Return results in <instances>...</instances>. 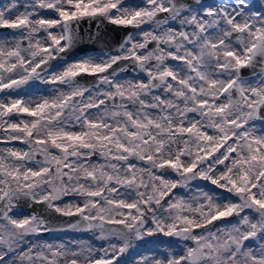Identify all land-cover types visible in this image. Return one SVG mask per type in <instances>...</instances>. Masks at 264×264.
Here are the masks:
<instances>
[{"label": "snow or ice", "instance_id": "snow-or-ice-1", "mask_svg": "<svg viewBox=\"0 0 264 264\" xmlns=\"http://www.w3.org/2000/svg\"><path fill=\"white\" fill-rule=\"evenodd\" d=\"M85 17L154 27L139 41L129 35L119 54L57 71L51 62L78 42ZM0 28L15 30L0 40V143L29 146L0 151V264H264V132L254 123L264 122V0H11ZM121 61L129 63L114 68ZM129 69L147 79H117ZM83 75L95 84H81ZM40 84L58 87L37 99L21 92ZM199 180L233 199L199 185L187 198L175 191ZM21 200L78 217L68 229H99L108 246L25 250L28 236L53 228L35 214L16 218ZM230 217L235 223H216ZM181 242L180 251L144 254Z\"/></svg>", "mask_w": 264, "mask_h": 264}, {"label": "rangeland", "instance_id": "rangeland-1", "mask_svg": "<svg viewBox=\"0 0 264 264\" xmlns=\"http://www.w3.org/2000/svg\"><path fill=\"white\" fill-rule=\"evenodd\" d=\"M11 2V0H0V8H3L5 6H7L9 3ZM30 0H20V3H29ZM231 0H209L207 1V5H224V4H228L230 3ZM125 3L128 5H139L141 7L145 6V0H125ZM206 3H204L206 5ZM253 4H260L261 0H252ZM195 3H193L194 5ZM21 11H23V8L20 9ZM255 10V9H254ZM42 15H45L46 17H51V18H56V14L54 12H51L50 10L47 11H42ZM153 25L150 23H145L144 25L141 26V28H138V30H136L135 32H133L131 35L135 38V40L139 41L143 39V31H152L153 29ZM178 27V25H177ZM52 31L58 32V29H52ZM15 30L11 31H7V32H1L0 31V40H12L13 36H14ZM106 54H119L118 50L116 51H98V52H93L87 55H84L72 62L78 61V60H83L86 58H92V59H99V58H106ZM169 63L171 64H176L174 63V61H169ZM66 64L62 67H58L55 68L57 71L61 70L63 67H65ZM143 79L146 80V76L144 73H140V72H133L131 75H127L125 74V72H120L118 73L117 79L120 81H124V80H133V79ZM245 78V77H244ZM249 80H255L257 79V77H250V78H246ZM35 83H39L36 81H32L30 82V84H35ZM83 84V83H81ZM84 85V84H83ZM58 86L57 85H45V84H40L39 85V90L37 91L34 88H31L29 86H25L23 89H21V92H27L28 96H30L32 99H37L40 97H49L50 95L54 94L56 91V88ZM62 87V86H60ZM157 94H160L162 90H156ZM5 93H0V98L4 97ZM27 118L26 116H16L14 115L12 117L13 121H17L20 119H25ZM30 119V118H28ZM255 123V128L257 133L260 132H264V122L261 121H256ZM3 135H5V133H3L2 130H0V137H2ZM28 145L25 143H22L20 141H13L12 143H0V151L7 149V148H14V149H18V150H28ZM92 159L94 161H97L99 163H103L102 159L98 156H94L92 157ZM169 178L172 179H176L177 177L174 174H170ZM193 187L191 189H176L175 191H177L180 195L187 197H190L192 192L195 191V186L199 185V187L204 190V191H215V193L223 200V199H233V197L228 194L227 192H225L222 189H217L215 188V186L210 185V183L208 181H203V180H199V181H193L192 182ZM65 200H74V197H65ZM57 203H63L62 201H57ZM13 213H19L18 215H16V218H23L24 216H30L31 214L28 213H21L18 211L17 208L13 209ZM236 218L235 217H230L228 218V220L226 221H217L216 223L218 225H220L221 227L227 226L229 223H235ZM2 223V222H0ZM98 235H99V229H94L92 231H88L84 234H65L62 235L58 238H47L42 236V233L39 235H30L26 238L25 241V250L27 249L28 243L31 242L32 244H38V243H51L54 245H58L61 243L64 244H69L72 247H75L76 242H82L85 245H90L93 249L95 250H100L102 248H105L108 246V242L106 240H102V239H98ZM152 239V238H149ZM165 239L167 240H173L175 238H170V237H166ZM71 242V243H70ZM255 243L257 242H253V245H255ZM148 247H157L159 249V252H146L144 253L147 256H156L159 255V253L162 252H174V251H180L183 247V242L180 243V245H174L173 247H169L167 244L164 245H148ZM76 250H79L78 248ZM97 255H102V252H96ZM11 255V254H10Z\"/></svg>", "mask_w": 264, "mask_h": 264}, {"label": "water", "instance_id": "water-1", "mask_svg": "<svg viewBox=\"0 0 264 264\" xmlns=\"http://www.w3.org/2000/svg\"><path fill=\"white\" fill-rule=\"evenodd\" d=\"M209 0H201V3H206ZM186 2L193 4L195 0H186ZM166 13L159 14L158 18H163L166 16ZM138 30V28L132 26H117L113 25L107 20L102 18L90 19L85 17L80 21L79 30H78V42L75 43L73 48L69 51L65 59L63 60H54L52 61V65L54 68L62 67L68 62H72L84 55L98 52V51H116L120 48V46L124 43L129 35ZM1 32L11 31V29L0 28ZM155 47L154 42H150L148 45L149 49ZM129 62L121 61L119 65H114V68H119L123 65H128ZM110 72L112 70H109ZM256 72L259 69L255 70ZM125 74L131 75L133 71L130 69L128 71H124ZM120 73V72H119ZM242 75L245 78L255 77L254 70L251 68L242 69ZM81 83L91 87L95 84L96 78L90 75H83L78 78ZM40 157H37L39 159ZM19 212L35 214L38 216L44 217L48 222L49 226L53 228L52 231L43 232L42 236L47 238H58L65 234H84L88 231L84 230H72L68 229L67 225L70 222H75L78 217H63L58 213H55L51 209H48L43 204H35L28 201L21 200L17 207Z\"/></svg>", "mask_w": 264, "mask_h": 264}, {"label": "bare ground", "instance_id": "bare-ground-1", "mask_svg": "<svg viewBox=\"0 0 264 264\" xmlns=\"http://www.w3.org/2000/svg\"><path fill=\"white\" fill-rule=\"evenodd\" d=\"M206 5H207V3H206ZM174 63H176V61H174ZM219 190V189H218Z\"/></svg>", "mask_w": 264, "mask_h": 264}]
</instances>
